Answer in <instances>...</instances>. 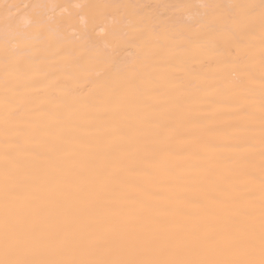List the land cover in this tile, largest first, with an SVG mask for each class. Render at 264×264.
I'll return each mask as SVG.
<instances>
[{"label":"bare ground","instance_id":"bare-ground-1","mask_svg":"<svg viewBox=\"0 0 264 264\" xmlns=\"http://www.w3.org/2000/svg\"><path fill=\"white\" fill-rule=\"evenodd\" d=\"M262 260L264 0H0V261Z\"/></svg>","mask_w":264,"mask_h":264},{"label":"snow or ice","instance_id":"snow-or-ice-1","mask_svg":"<svg viewBox=\"0 0 264 264\" xmlns=\"http://www.w3.org/2000/svg\"><path fill=\"white\" fill-rule=\"evenodd\" d=\"M0 264H17V262H12V261H0ZM261 264H264V260L261 261Z\"/></svg>","mask_w":264,"mask_h":264}]
</instances>
